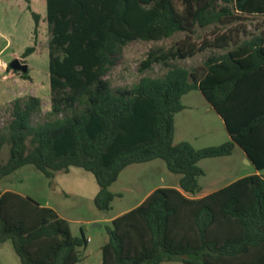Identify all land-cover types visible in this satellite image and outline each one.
Instances as JSON below:
<instances>
[{"label": "trees", "instance_id": "16d2710c", "mask_svg": "<svg viewBox=\"0 0 264 264\" xmlns=\"http://www.w3.org/2000/svg\"><path fill=\"white\" fill-rule=\"evenodd\" d=\"M45 7L49 118L32 123L41 110L39 97L13 100L11 120L0 128V150L9 143L0 180L25 164L46 177L81 167L99 186L96 208L108 210L115 196L109 186L120 172L160 158L180 174L178 187L154 188L112 218L100 264H264V30L238 39L230 27L216 29L199 45L190 37L196 27L264 15V0H45ZM179 31L186 37L162 56L150 53L140 71L167 56L231 47L209 55L200 68L171 65L162 76L143 75L130 87L111 88L105 75L125 45ZM33 50L27 47L22 56ZM194 89L222 118L228 141L198 149L188 141L173 143L174 115L185 107L181 97ZM234 144L256 172L187 196L200 190L198 162L230 155ZM7 240L21 264H74L87 243L51 207L0 190V243Z\"/></svg>", "mask_w": 264, "mask_h": 264}, {"label": "rangeland", "instance_id": "374dc122", "mask_svg": "<svg viewBox=\"0 0 264 264\" xmlns=\"http://www.w3.org/2000/svg\"><path fill=\"white\" fill-rule=\"evenodd\" d=\"M45 0H0V128L4 129L11 120V105L15 98L28 95L39 97L41 110L32 116V123L46 121L50 110L48 76V31L45 21ZM32 13L38 17L35 21ZM231 28L238 39L249 38L264 30V15L244 16L229 25L196 27L190 35L197 45L203 39L212 37V30L226 31ZM187 33L179 31L159 40H134L125 45L116 57L115 65L105 78L111 88L136 83L143 75L162 76L171 65L187 69L201 67L209 55L225 52L223 48L207 47L186 58L167 56L140 71L141 61L151 53L162 56L173 50L176 42ZM34 50L22 56L25 49ZM12 54V55H10ZM19 58L28 65V77L8 69L10 61ZM184 109L174 115L173 143L188 141L194 148L218 145L228 141L229 135L222 118L212 108L198 89L181 97ZM9 143L0 150V161L7 159ZM203 174L198 177L200 190L189 197L203 196L230 183L236 178L256 172L254 166L246 162L243 150L234 144L230 155L207 157L198 162ZM180 174L168 170L164 160L156 158L126 166L109 190L115 194L108 210H99L94 204V196L99 186L94 175L81 167L72 166L67 172L54 171L46 177L32 164H25L0 180V189L8 188L27 195L40 204L49 205L59 216L68 221L71 233H81L88 239L86 246L79 247V260L74 264H100L101 246L107 240L106 226L115 216L135 207L147 194L159 186H178ZM0 264H21L9 240L0 243ZM160 264H185L180 261Z\"/></svg>", "mask_w": 264, "mask_h": 264}, {"label": "water", "instance_id": "95a60500", "mask_svg": "<svg viewBox=\"0 0 264 264\" xmlns=\"http://www.w3.org/2000/svg\"><path fill=\"white\" fill-rule=\"evenodd\" d=\"M9 67L12 70L19 71L21 73H25L28 71V65L26 63L21 62L19 58L12 59L9 63Z\"/></svg>", "mask_w": 264, "mask_h": 264}, {"label": "crops", "instance_id": "0c3cea01", "mask_svg": "<svg viewBox=\"0 0 264 264\" xmlns=\"http://www.w3.org/2000/svg\"><path fill=\"white\" fill-rule=\"evenodd\" d=\"M10 55H12V54H10ZM22 62V61H21ZM23 63H25V59H24V61H23ZM245 154V153H244ZM245 157H246V155H245ZM246 162L247 163H250V161L248 162V159H247V157H246ZM251 164V163H250ZM245 176V175H244ZM241 177V176H240ZM239 178V177H238ZM237 179V178H236ZM234 181V180H233ZM232 182V181H231ZM224 186V185H223ZM175 187V186H174ZM178 187V186H177ZM1 191H5V190H10V189H8V188H4V189H0ZM18 193V192H17ZM148 195V194H147ZM41 205H44V204H41ZM46 206H49V205H46ZM61 217V216H60ZM87 241H88V239H87Z\"/></svg>", "mask_w": 264, "mask_h": 264}]
</instances>
